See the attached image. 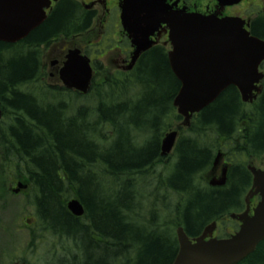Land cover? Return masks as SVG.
Returning a JSON list of instances; mask_svg holds the SVG:
<instances>
[{"label": "trees", "instance_id": "1", "mask_svg": "<svg viewBox=\"0 0 264 264\" xmlns=\"http://www.w3.org/2000/svg\"><path fill=\"white\" fill-rule=\"evenodd\" d=\"M76 17L74 5L64 1L24 40L0 42V177L28 185L26 202L40 245L51 246L48 234L71 240L69 260L55 257L54 264H171L176 227L195 237L242 202L249 185L244 164L229 168L225 188L201 187L196 177L208 171L218 151L242 159L264 154V81L252 104L228 87L192 117L180 131L174 162L164 166L163 190L175 195L176 204L162 220L152 211L148 220L134 222L139 197L131 177L161 159L160 140L180 120L171 105L179 83L165 49L157 46L140 56L130 74L98 73L85 97L91 96L93 107L38 103L32 93L42 48L74 29ZM251 32L264 39V21H255ZM71 198L82 204V217L66 209ZM238 264H264V240Z\"/></svg>", "mask_w": 264, "mask_h": 264}, {"label": "water", "instance_id": "2", "mask_svg": "<svg viewBox=\"0 0 264 264\" xmlns=\"http://www.w3.org/2000/svg\"><path fill=\"white\" fill-rule=\"evenodd\" d=\"M162 2L123 0L122 24L136 47L129 67L141 52L151 47L149 37L164 24L171 48L168 64L180 83L172 104L183 117V126H188L192 114L215 101L229 86L237 88L243 102H251L255 98L253 93L260 92L257 84L263 78L258 69L264 60V41L251 36L238 19L171 13L164 9ZM48 7V0H0V42L15 43L26 38L44 21V9ZM61 78L67 88L79 86L85 92L91 78L88 61L77 57L76 52L70 53ZM175 138V132L164 137L162 156L170 153ZM250 171L253 181L246 202L253 195L261 197L254 215L238 217L240 228L227 239L205 240L214 224L192 240L182 228H177L178 251L171 264H238L255 250L264 239V171L253 168ZM224 172L221 180L211 185H224ZM22 189L26 186L19 183L13 192ZM67 209L76 217L83 214L77 200L69 201Z\"/></svg>", "mask_w": 264, "mask_h": 264}, {"label": "flooded vegetation", "instance_id": "3", "mask_svg": "<svg viewBox=\"0 0 264 264\" xmlns=\"http://www.w3.org/2000/svg\"><path fill=\"white\" fill-rule=\"evenodd\" d=\"M50 1V9L47 10L48 16L53 13L58 4L67 1L74 5L76 19L78 18L79 23L74 29L60 34L44 47L36 77L40 83L45 84L52 90L64 89L60 81V70L63 67L66 55L71 50L79 51L81 55H83L82 53L91 55V59L94 57L106 61L107 65L115 70L124 72L123 69L130 63L132 48L121 27L120 8L122 0ZM164 5L172 12L183 11L202 16L215 15L218 18H241L249 23L248 28L250 29L253 28L255 21H264V0H240L232 5H220L216 0H164ZM155 38L156 36L152 37V39ZM166 38V35H162V42ZM123 44H126L127 47ZM93 63L98 62L95 60ZM70 92L73 91L70 90ZM254 165L260 169L264 168L263 162ZM219 175L220 171L218 169L215 171L213 178H218ZM259 200V196H253L248 204L244 202L242 206L238 202L239 205L234 214L246 213L251 216ZM239 226L238 221L231 219L230 216L226 217L220 225L215 227L213 237H227L235 233Z\"/></svg>", "mask_w": 264, "mask_h": 264}, {"label": "rangeland", "instance_id": "4", "mask_svg": "<svg viewBox=\"0 0 264 264\" xmlns=\"http://www.w3.org/2000/svg\"><path fill=\"white\" fill-rule=\"evenodd\" d=\"M32 94L36 97L38 103L42 105H51L60 103L61 100L59 98H53L47 93H40V91H34ZM53 94V93H52ZM79 101H75L72 96L67 98L68 105L67 108H73L77 103H84L85 101L87 105L93 107V101L90 97L89 99H83L82 97L79 98ZM72 110V109H71ZM139 137V136H138ZM137 137V138H138ZM148 139V138H147ZM143 140H141L142 142ZM136 145H140L139 141H135ZM6 165L7 163H3ZM156 169V164L153 167L144 169L140 174L134 175L132 180L135 184L134 195H136V199L134 202L133 207H136V210L133 209L132 211V218L134 222H137L139 219H143V221L148 220L146 219L149 217V213L151 212L152 208L156 209L159 214V219L162 220L166 217V214L171 207L174 206L176 203V198L174 195L169 194L168 199L162 201V195L166 194V191L160 187H157V180H155L156 176H153ZM164 166H160L158 168V172H160L163 176L167 174V169ZM8 171L11 169L8 167ZM7 181H11V177L5 175ZM199 179L200 184L205 182V178ZM99 182H103L102 188L108 193L107 188L109 187L106 181V178L101 177L98 179ZM5 183V181H3ZM199 183V182H197ZM7 190L6 187L0 184V264L5 263V258L8 255L15 256L20 252V250L24 249L28 240V230L25 225L29 226L34 222V219L30 216V209L26 207L25 196H13V195H6ZM23 212V214H22ZM28 222V223H27ZM11 229L12 231L8 233V230ZM61 244H64L67 247V250L72 247L71 240L65 239L60 237ZM68 258H69V254ZM32 261L37 262L38 257H33ZM41 262V261H40ZM6 264H14V261L7 259ZM42 264V262H41Z\"/></svg>", "mask_w": 264, "mask_h": 264}, {"label": "bare ground", "instance_id": "5", "mask_svg": "<svg viewBox=\"0 0 264 264\" xmlns=\"http://www.w3.org/2000/svg\"><path fill=\"white\" fill-rule=\"evenodd\" d=\"M223 92V91H222ZM221 94V93H220ZM103 194H105L106 195V192H103Z\"/></svg>", "mask_w": 264, "mask_h": 264}]
</instances>
